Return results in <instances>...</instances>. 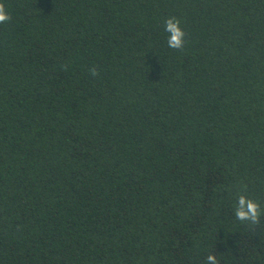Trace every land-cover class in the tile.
I'll return each mask as SVG.
<instances>
[{
  "label": "trees",
  "instance_id": "trees-1",
  "mask_svg": "<svg viewBox=\"0 0 264 264\" xmlns=\"http://www.w3.org/2000/svg\"><path fill=\"white\" fill-rule=\"evenodd\" d=\"M0 2V264H264V0Z\"/></svg>",
  "mask_w": 264,
  "mask_h": 264
},
{
  "label": "clouds",
  "instance_id": "clouds-1",
  "mask_svg": "<svg viewBox=\"0 0 264 264\" xmlns=\"http://www.w3.org/2000/svg\"><path fill=\"white\" fill-rule=\"evenodd\" d=\"M12 19L6 10L3 2H0V24H5ZM165 31L168 36V47L175 50H182L185 45L186 33L181 27V21L177 17H169L165 20ZM91 75H99L98 71L93 68L90 70ZM246 191V186H245ZM259 203L248 198L244 194L238 196V204L235 206V217L241 222H251V224H259L261 215ZM207 264H219L216 256L208 255Z\"/></svg>",
  "mask_w": 264,
  "mask_h": 264
}]
</instances>
